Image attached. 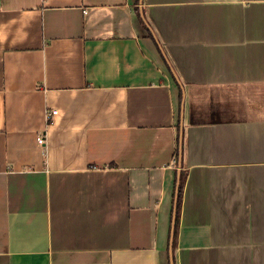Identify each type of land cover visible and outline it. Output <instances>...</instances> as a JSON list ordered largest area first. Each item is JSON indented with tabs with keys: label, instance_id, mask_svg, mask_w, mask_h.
<instances>
[{
	"label": "crops",
	"instance_id": "0c3cea01",
	"mask_svg": "<svg viewBox=\"0 0 264 264\" xmlns=\"http://www.w3.org/2000/svg\"><path fill=\"white\" fill-rule=\"evenodd\" d=\"M182 172L173 264H264V0H0V264H172Z\"/></svg>",
	"mask_w": 264,
	"mask_h": 264
},
{
	"label": "trees",
	"instance_id": "16d2710c",
	"mask_svg": "<svg viewBox=\"0 0 264 264\" xmlns=\"http://www.w3.org/2000/svg\"><path fill=\"white\" fill-rule=\"evenodd\" d=\"M186 178H187L186 173L182 172L181 177H180V182H179V186L180 187H179V193H178V199H177L178 205H177V216H176L177 222H176L175 236L177 234V226H178V220H179L178 216H179V213H180V210H181V207H182L181 201H182V195H183L184 188H185L184 185H185ZM175 244H176V237L174 239V246H175Z\"/></svg>",
	"mask_w": 264,
	"mask_h": 264
},
{
	"label": "water",
	"instance_id": "95a60500",
	"mask_svg": "<svg viewBox=\"0 0 264 264\" xmlns=\"http://www.w3.org/2000/svg\"><path fill=\"white\" fill-rule=\"evenodd\" d=\"M182 146H183V143H182V141H181V144H180V154L182 155ZM179 182H180V180L178 181V185H177V193H176V197H175V211H174V222H173V226H172V239H171V242H170V249H169V251H171V257H172V264L174 263V253H173V251H172V245H173V242H174V230H175V225H176V219H175V216H176V213H177V205H178V203H177V199H178V193H179Z\"/></svg>",
	"mask_w": 264,
	"mask_h": 264
},
{
	"label": "built area",
	"instance_id": "2783aa9c",
	"mask_svg": "<svg viewBox=\"0 0 264 264\" xmlns=\"http://www.w3.org/2000/svg\"><path fill=\"white\" fill-rule=\"evenodd\" d=\"M58 113L57 110L53 109L52 111H48L47 112V115L50 117L51 115H56ZM38 142L41 144V145H44L46 142H45V138L44 137H39L38 138Z\"/></svg>",
	"mask_w": 264,
	"mask_h": 264
}]
</instances>
